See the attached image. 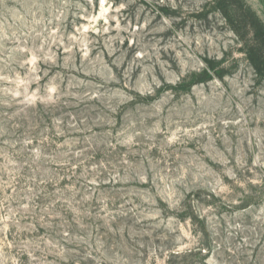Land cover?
Here are the masks:
<instances>
[{
  "label": "rangeland",
  "instance_id": "obj_1",
  "mask_svg": "<svg viewBox=\"0 0 264 264\" xmlns=\"http://www.w3.org/2000/svg\"><path fill=\"white\" fill-rule=\"evenodd\" d=\"M0 264H264V0H0Z\"/></svg>",
  "mask_w": 264,
  "mask_h": 264
},
{
  "label": "trees",
  "instance_id": "obj_2",
  "mask_svg": "<svg viewBox=\"0 0 264 264\" xmlns=\"http://www.w3.org/2000/svg\"><path fill=\"white\" fill-rule=\"evenodd\" d=\"M258 36V35H257Z\"/></svg>",
  "mask_w": 264,
  "mask_h": 264
}]
</instances>
